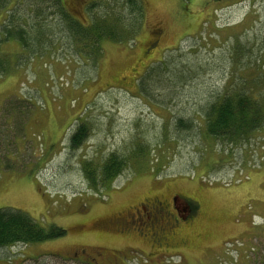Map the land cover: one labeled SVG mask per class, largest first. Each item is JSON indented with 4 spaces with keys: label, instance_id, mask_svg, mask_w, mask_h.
<instances>
[{
    "label": "rangeland",
    "instance_id": "rangeland-1",
    "mask_svg": "<svg viewBox=\"0 0 264 264\" xmlns=\"http://www.w3.org/2000/svg\"><path fill=\"white\" fill-rule=\"evenodd\" d=\"M63 1L85 27H112L74 41L43 4L46 45L0 41V207L66 234L0 247V264H264V125L233 141L206 129L234 86L264 104V0ZM15 12L36 18L24 3ZM112 156L121 169L104 178ZM174 193L199 206L171 245L100 232L143 197Z\"/></svg>",
    "mask_w": 264,
    "mask_h": 264
},
{
    "label": "trees",
    "instance_id": "trees-1",
    "mask_svg": "<svg viewBox=\"0 0 264 264\" xmlns=\"http://www.w3.org/2000/svg\"><path fill=\"white\" fill-rule=\"evenodd\" d=\"M139 1L140 6L137 4L138 9L143 6L141 4L143 0ZM20 3H24L26 7L30 6V9L33 8L34 11L36 10V18L33 22L29 21L28 23L27 18L21 14H16L15 9ZM64 3L63 0H0V14H4L0 22V41H15L23 49L30 46L36 52L39 46L46 45L42 43L45 40V30L48 27L46 28L43 22L47 21L49 14H47V11L45 12L43 4L49 5L54 10L55 15H58L56 19L58 27H62L63 32L68 33L74 41L86 40L91 35L101 36L100 34H106L112 27L103 20L85 27L78 19L71 18ZM131 4H133L132 0ZM34 22L39 25L36 27ZM155 32V29H151L144 40L149 42L141 50L144 56H149L153 49ZM7 63V61L3 62L0 58V71L8 68ZM263 123L264 104L259 103L255 98L249 97L247 90L237 86H234L232 90H226L216 101L210 104L206 111L208 134L213 137L228 138L231 141L249 135L263 126ZM184 125L188 124L184 123ZM86 135L85 125L80 124L71 135L70 141L74 146H78ZM120 169L121 162L116 156H112L104 163L102 176L104 178L106 176L112 177L117 175ZM65 234V228L54 224L42 225L23 210L0 207V247L11 246L16 243L29 244L46 241L62 237Z\"/></svg>",
    "mask_w": 264,
    "mask_h": 264
},
{
    "label": "flooded vegetation",
    "instance_id": "flooded-vegetation-1",
    "mask_svg": "<svg viewBox=\"0 0 264 264\" xmlns=\"http://www.w3.org/2000/svg\"><path fill=\"white\" fill-rule=\"evenodd\" d=\"M78 1L80 0H74L72 4ZM144 44H149L148 40ZM177 197L183 196L179 193H174L170 198L164 195H147L133 207L114 213L113 218H105L100 232L107 237L135 233L142 237L146 236L145 239L150 241V245L167 247L171 245L177 229L193 220L199 206V202L192 198L187 199L189 203L186 205L180 203L177 205L175 203ZM151 213L159 215L157 227L155 221L153 223L150 219ZM140 227L146 228L147 232L142 233ZM82 252H85L84 249L80 252L75 250L73 256L80 258Z\"/></svg>",
    "mask_w": 264,
    "mask_h": 264
},
{
    "label": "water",
    "instance_id": "water-1",
    "mask_svg": "<svg viewBox=\"0 0 264 264\" xmlns=\"http://www.w3.org/2000/svg\"><path fill=\"white\" fill-rule=\"evenodd\" d=\"M175 203L177 205H178V203L186 205V203H189V201L185 197H178V198L175 199Z\"/></svg>",
    "mask_w": 264,
    "mask_h": 264
},
{
    "label": "bare ground",
    "instance_id": "bare-ground-1",
    "mask_svg": "<svg viewBox=\"0 0 264 264\" xmlns=\"http://www.w3.org/2000/svg\"><path fill=\"white\" fill-rule=\"evenodd\" d=\"M77 37V36H76ZM5 92H6V90H5ZM116 97V96H115ZM91 182V181H90ZM61 200V199H60ZM63 201V200H62ZM8 217V216H7ZM20 234V233H19Z\"/></svg>",
    "mask_w": 264,
    "mask_h": 264
}]
</instances>
